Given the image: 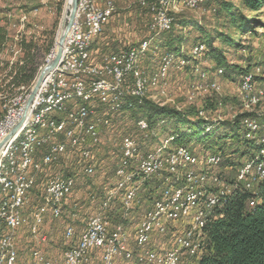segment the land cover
Segmentation results:
<instances>
[{
    "label": "rangeland",
    "instance_id": "374dc122",
    "mask_svg": "<svg viewBox=\"0 0 264 264\" xmlns=\"http://www.w3.org/2000/svg\"><path fill=\"white\" fill-rule=\"evenodd\" d=\"M219 1L220 0H207L202 9L200 8L194 11L185 8L179 10V12L175 10L174 7L178 0H172V2L166 6L167 14L171 18L170 29L174 24V33H179V35H181L184 40V57L163 54V49L159 47L158 43L160 42L159 39L161 37H166L167 34H160L162 31H160L157 27H155V29L152 28L151 17H154V15L150 10L149 13L147 11L140 12V9L136 10L132 7H130V9H126L123 5L120 6V10L114 9V17L112 16L110 18L109 23L104 26L103 31L94 36L92 45H94V48L99 46L102 47V51L99 50V52L108 53L106 54V60L109 58L110 53L126 49H128L126 51H129L130 49L136 50L137 48H140L142 45H144L146 50L143 54L139 55L135 67L131 72L133 74L130 75L133 76V79L135 76L140 75H143L147 79L148 83L142 94V96L146 97V100H149L159 106L175 108L181 112H188L193 109L195 113L197 112V117L216 124L227 121L233 122L237 116L246 115L248 116L246 117L247 119L254 120L257 125L261 127V131L258 132L260 135L264 133V128L259 125L264 121V11L262 12V16L259 18L263 26H259L258 28L254 29V32L240 34L229 26L223 27L221 31L235 38L236 44L240 45L239 47L235 45V47L230 48L228 46H221L218 42L215 43L216 46H219V48L225 50L224 52L226 61L229 63L238 64L242 68L247 67L249 64L250 74H252L251 82L253 84L250 86L249 90L242 89L241 84H239V81L244 75L241 77L237 76L235 79H232L222 75L223 72L220 75L215 74L218 69L222 70V68H218L214 72L216 62L210 53L205 55L201 54L199 57H192L191 55V50H193V47L201 43L194 44L195 41L193 39L196 35V31L195 28L190 27V23L196 22L207 30L219 28V25L216 23L217 19L211 13L212 9L216 4H218ZM231 1L237 9L243 11L247 16H255L248 9H246L240 1ZM67 2L68 0H0V69L17 62V60L21 57V52L18 49V42L20 39L25 37L27 41L33 40V42L36 43L34 66L36 68L37 77L40 69L46 64L47 60L50 59L51 53L54 54L57 34L62 21L64 9L67 6ZM179 20H185L189 23H187V25L182 28L178 24ZM50 39H52V46L48 51H45V47L47 46ZM201 45L204 47L203 44ZM89 50L90 47H87V53H89ZM164 56H172L175 62H177L175 58L181 57L186 62H184L182 66L178 65V67L177 63H174V66H169L165 76H159L160 80L159 77H157L158 80L155 81V74L159 73L162 58ZM101 60H98L97 63H100ZM202 74H204V76ZM3 75V72H0V88L3 87V81H1ZM253 77H255L256 80H253ZM35 79L32 81V86L35 82ZM66 79L67 76H58L55 80L56 83H59V80ZM125 87H127V85H125ZM61 89L62 90L60 92L65 90L64 87ZM131 89L132 85L128 89L125 88L126 94H128ZM121 91L123 92V95H125L124 88H122ZM13 92V94H8V92L0 91V97L1 95H4L8 98L10 95H14L17 90ZM94 98L97 97H91L89 100L85 101H91ZM107 101L109 100H104V102ZM79 104L80 103L78 100L75 101V99H70L66 102V106H68L70 110L77 108V105ZM90 104H93V102ZM33 106L34 104L32 105V115H35L37 113V109L33 110ZM119 107V103L110 102V107L108 110L111 111L110 109H112L113 111ZM1 111L2 104H0V113ZM91 111L92 114L89 115V122L95 121L97 118L100 120H107L109 122V120L105 118L104 115L95 114V111L92 108ZM251 115L257 117V119H253ZM48 117L49 116H46L43 125L39 128V132L42 130V135L50 131L47 129L48 126L46 120ZM65 122L67 123V121ZM124 122H126V118L117 116L116 120H114L113 126L109 122L110 125L108 127L98 128V141L95 144H92L89 139L86 140L88 149L94 150V152L90 153L91 156L88 162L82 161L80 156V148L72 147L70 144L71 142L68 141L66 137H61V133H64V130H62V132L60 131L52 133V136L46 145L48 147V145L52 143L64 142L66 152L55 156V162L58 163L59 161H62L63 164L60 167V171H58V169H50V174L44 178L43 181H40V191L39 193L32 194V201H29V208L26 209V214H29L34 209L36 211L41 206L44 198L43 200H39L37 197H44L45 188L50 179L55 176L66 177L64 175V170L71 162L70 156H74V162H81L80 164H74V166L79 168V172L81 173H77L79 176L75 180V185L70 195H68L63 200L60 210L62 211V215L64 217L67 216L68 212L71 210L73 213V216L71 217L73 218L72 222H74V220H78V222L83 221L85 222V228L83 229V232L80 233L77 238H75V225L66 224L63 226V220L61 218L62 215L57 218H52V216L46 210L41 232L36 240L32 238V243L28 242L29 232L25 224H22L21 227L16 231L18 264H29L30 245H32V253L34 249L38 248L44 253V255L51 261L52 264H64L62 259L64 250L66 248L75 246L78 238L85 232L89 218L97 214H100L104 217V211L110 205H117L120 201L121 205H123V196H121V192H117L111 200L109 199L110 201L105 195L106 192L113 188L115 184L116 175L114 176V173H112V167L114 163L115 166H117V160L122 157L121 143L123 140H119L121 137H126L128 133L130 134L132 132L131 135L138 144V152L141 156L160 146L164 140L170 139V147H176L171 143L172 137L164 138L159 130L157 133L155 130H150L149 127H147L145 131L148 132H138L137 129H133L131 127V121L130 125H126ZM125 126L129 128L126 129ZM53 127L54 126H52V128ZM65 129L67 130V126ZM155 141H159V143H155ZM201 148L202 144L200 142L193 149H190V151L192 150L191 152H194L195 156L200 160L198 163L199 165L192 169L196 173L210 174L211 179L206 183L205 188L214 187L220 189L218 182L215 184L212 178L217 177L221 181H225V179L222 175L217 173L216 167L218 165L208 167V165L204 164V159L207 155H201ZM41 156L38 160H36L35 154H33L32 158L34 162H39ZM235 158L236 157H233L232 159L235 160ZM245 160L246 159L243 161L247 162ZM243 161H241L236 168L234 167V169H232L231 177L235 176L236 170L239 168V166L241 167L244 164ZM47 167L48 165H43L41 171H35L32 169V178L34 180L32 188L39 179V173H41ZM84 168H89L90 172L83 174L84 171L82 172V170H84ZM165 177V174H163L161 176H155L149 180L147 186L145 185L138 191L136 204L132 206L128 215L123 217L125 221L123 220V223H119L122 231H125V239L123 243L124 245L127 244L125 246L132 250L133 254L138 252L134 242V234L140 222L139 219L141 220L144 212L148 209V198L153 196L154 191L160 192L164 187V184H166L164 180ZM86 181L91 182L93 186H98V188L102 187L105 190L104 199L107 201L102 200L97 208L91 205L87 199L90 190L88 185L85 183ZM259 184L260 183H257L252 187L250 194L255 195L257 193ZM239 187L242 188V186ZM157 192L156 194L159 193ZM64 206H66V210H64ZM33 213L34 212H32V214ZM104 219L106 218L104 217ZM118 225L116 224L115 226ZM185 226V224H178V227L177 224L176 226H173L171 223L168 224L166 233L163 235L158 234L152 236L153 238H151V241L147 247L159 251L168 250L171 247V242L174 235L177 233V230H179L180 227L184 228ZM65 227H67L66 229L72 228L74 234L70 241L64 240V245L66 244L67 246L65 249H63L59 239L61 240L62 236L64 239V233L66 231V229L64 230ZM108 227H111L110 223ZM78 228H81V226H78ZM111 236H115V232L111 233ZM41 237H45V240L41 241ZM182 258V263L194 261V256H190V254L187 252L182 254ZM101 260V250H99V253H97L95 257L94 253L91 255V262L95 261V263L91 264H101ZM114 260L115 264H138L134 260L127 261L121 257H118Z\"/></svg>",
    "mask_w": 264,
    "mask_h": 264
},
{
    "label": "bare ground",
    "instance_id": "6f19581e",
    "mask_svg": "<svg viewBox=\"0 0 264 264\" xmlns=\"http://www.w3.org/2000/svg\"><path fill=\"white\" fill-rule=\"evenodd\" d=\"M188 1L192 0H178L174 9L178 12L183 8L194 11L200 8L202 9L207 2V0H203L202 3L198 4L197 2L188 3ZM69 2L70 0H68V3ZM171 2L172 0H162L163 11H166V15H168L166 6ZM95 5V0H85V9H93ZM150 11L153 13L154 17H156V10ZM168 18L170 17L168 16ZM170 26L171 18L165 19L164 27L157 28L162 32H167L170 29ZM100 32L101 31H92V36H90L89 41L77 40L73 44V50L62 53L59 60L60 64L58 62L59 65L57 64L58 66L45 76V83L46 87H48L49 95H47L46 89H39L34 96V101H38V103H34L33 106V110L37 109V113L32 115V156L36 151V143H39L40 132L38 128L43 125L47 114L52 113L55 110L61 111V104L64 100L66 102L70 99L83 101L89 100L91 97H97L101 100H109L112 103H116L119 100V96L123 95V92L121 91L122 88H115L114 85H87V87H77L74 92H70L69 87H64L65 90L60 92L62 89L59 90V83H56V77L71 75V68L69 66L74 59H77V64L88 63V56H81V52L86 51V48L90 47L94 36ZM145 50L146 47L142 45L136 50L130 49L125 52L124 63L125 68L127 69V75L132 72L139 55L143 54ZM203 51L204 47L201 44H197L193 47V50H191V55L192 57H199ZM50 56V59H53L54 54L51 53ZM116 58L117 52H113L109 54L107 60H115ZM175 60H177V62L174 61L172 56H164L162 58L159 73L155 74L156 76L154 77L155 81L158 80L157 77L165 76L169 66H174V63H177L178 67V65L182 66L183 63L186 62L181 57H177ZM48 61L50 60L48 59L47 62ZM221 73L222 70L218 69L215 74L220 75ZM202 75L204 76V74ZM72 79L73 81H79V74H72ZM251 79L252 74H250V72L244 74L239 81L241 88L249 90L250 86L253 85ZM147 83L148 81L143 75L135 76L129 94L134 95L135 88L137 97H142ZM65 107L63 110H65ZM77 108L78 129H85V127H87V119H85V115L88 114L89 120V115L92 114L91 108L82 104L77 105ZM74 110V108L69 110L65 118L66 120H62L57 126H54L51 132L49 131L42 135V137H45V143L42 145L48 143L53 132H62V130H64V133H67V130L65 129L67 126L65 125V121L68 123L74 118ZM242 124L244 126L245 136L248 138L258 136L257 139L259 145L262 147L259 154L264 155V133L260 135L258 133L261 131V127L258 126L254 120H249L247 118L242 120ZM109 125L110 124L107 120L99 119V121H91L90 134L80 138V131H73L68 132L66 138L71 142L70 144L72 147L80 148V156L82 158L81 152L87 147L86 140L89 139L92 144H95L98 141V128L108 127ZM138 125L141 126V131H145L148 127L143 120L137 121L136 127H138ZM51 149L52 144H49L47 152ZM54 151H56L55 156L65 153L66 149L64 142L54 143ZM121 151L122 157H125V161H122V157L117 160L118 162L114 172V176L116 175L114 187L109 189L105 195L108 200H111L117 192L122 193L123 217L127 216L132 206L136 204L138 191L144 187L149 180L155 176H161L163 174L166 176L164 179L166 184H164L161 191H158L159 193L156 191L158 194L154 191L153 196L148 194L150 197H159V194H161V201H159V208H153V210L152 208H148L144 212L141 220L139 219L140 225L138 224L134 234V242L138 252L133 254L132 250L125 246L127 244L124 245L125 231H122L120 224L115 228V236H111V239L105 241L106 227L109 226V223L102 215L97 214L89 218L85 232L77 240V243L80 244H75L74 246L76 247V250H71L72 247L64 250L62 254L64 264H91V255H85V253L87 251H93L95 248H97L96 250L102 251L101 264H114V259L118 257L127 261L134 260L138 264H146V262L147 264H193V262L182 263V254L187 252L190 256L196 257V254L201 248L200 241L202 230L216 209L221 206L226 196L239 186H242L243 189L250 192L255 184L264 179V161H257L258 158H256L247 162L243 161L244 164L236 170V174L230 183L221 181L217 177H213V182L215 184L218 182L220 189L214 187L205 188L206 183L211 179L210 174L196 173L192 169L199 165L198 163L200 160L195 156V153L191 152L192 150L190 151L187 147L179 146L172 148L170 147V142L164 140L160 146L141 156L138 152V144L135 140H123L121 143ZM90 156V153H87L86 158L83 159V161L88 162ZM157 157L159 158V165L153 166L152 169L149 170L150 165L157 164ZM220 157L218 155L209 154L205 157L204 164L208 165V167L217 166L220 162ZM45 162L46 153L41 156L39 162H34L32 158V169L35 171H41L42 166L47 165ZM83 171L84 173H88L90 172V169L84 168ZM241 177H244L245 185H247L246 187L243 183H237ZM52 179H55V182H52L51 188H49L50 180L48 181L45 188L43 203L32 214V238L35 240L41 232L46 210L52 218L59 217L61 214L60 207L62 206L63 200L70 195L74 187V179L71 176H55ZM33 184L34 180L32 178V186ZM249 206L254 207L255 202L253 200L250 201ZM170 223L173 224V226H176L177 224V227L178 224L186 225L184 228L180 227V229L177 230V233L174 235L171 242V247L165 251H159L147 247L151 238H153L152 236L158 234L163 235L166 233L167 225ZM73 234L74 231L72 228L66 229L64 239L70 241ZM141 234H149V236L145 241H141ZM40 240L44 241L45 237H41ZM174 246H176V248H174ZM38 250V248L34 249L32 253V264H52L41 250H39L40 254L37 260ZM149 258H153V261H148ZM76 259H79L77 263Z\"/></svg>",
    "mask_w": 264,
    "mask_h": 264
},
{
    "label": "trees",
    "instance_id": "16d2710c",
    "mask_svg": "<svg viewBox=\"0 0 264 264\" xmlns=\"http://www.w3.org/2000/svg\"><path fill=\"white\" fill-rule=\"evenodd\" d=\"M238 1L255 16H247L243 11L237 9L231 0H220L211 11L217 19V25H219V28H215L217 30L214 28H212L214 30H207L196 22L190 23V27L195 28L196 31V35L193 39L195 41L194 44H203L204 52L202 54L205 55L210 53L216 62L214 72L218 68H222V75L232 79L249 73L250 66L248 64L247 67L242 68L238 64H232L226 61L225 50L216 46L215 43L218 42L221 46H228L230 48L235 47V45L239 47L240 45L236 44L235 38L221 30L223 27L229 26L235 29L237 33L246 34L254 32V29L259 26H263L259 18L264 11V0ZM143 11L148 12L147 8L141 7L140 12ZM187 23L189 22L185 20L178 21L179 26L182 28L186 26ZM173 27L174 24L169 31L160 32V34H167V36L161 37L158 45L163 49L164 55L184 57V40L179 33H174ZM51 46L52 39L49 40L45 47V51H48ZM18 49L21 52V57L17 62L0 69V72L4 74L1 80L3 81V87L0 88V91L8 92V94H13L15 90L18 92L20 86H23L28 91L37 73L34 66L36 43L33 42V40L27 41L24 37L18 42ZM130 74L133 73L130 72L126 77V89L133 85L132 82L134 83L135 80V77L133 79V76ZM253 80H256V78L253 77ZM145 98L144 96L138 98L129 93L125 94L119 97L118 102H116L119 103L120 107L113 111L112 109H110L111 111L108 110L110 107L109 101L104 102V100L99 98L85 101V103H82V100H78V102L94 109L95 114L104 115L112 126L117 116L126 118V122H124L126 125H130L131 121V127L133 129H136L137 121L144 120L150 130H155V132L159 130L164 138L172 137L171 143L176 147L184 146L193 149L201 142V155L213 154L219 157L221 156L216 169L217 173L222 175L226 182L232 181V169H234V167L236 168L244 159L249 161L258 158L257 161H264V155L259 154L262 147L259 145L257 137L248 138L245 136L242 120L248 116L241 115L237 116L233 122L227 121L216 124L197 117V112L195 113L193 109L188 112H181L168 106L156 105ZM91 102H93V104H90ZM2 103L3 100H0V104ZM69 110V107L66 106L65 110L53 111L60 113L54 115L52 126H57L63 118L65 119ZM52 113L46 115H50L46 120L47 126L52 122ZM252 117L253 119H257V117ZM259 125L264 128V121ZM128 128L129 127H126V129ZM49 130L50 129H48V131ZM155 143H159V141H155ZM47 151L48 147L46 144L38 148L34 153L36 160ZM233 157H236L235 160H238L235 161L232 159ZM62 164V161L51 164L49 168L47 167L39 173V179L32 188V194L39 193L40 181H43L44 178L50 174V169H58L60 171ZM114 168H116L115 163L112 167V173L115 171ZM77 173L81 172H79V168L74 166L72 162H70L64 170V175L66 177L71 176L75 180L79 176ZM85 183L90 190L87 199L91 205L97 208L101 201L105 200V190L102 187L98 188V186H93L89 181ZM259 183V189L255 195L250 194L249 191L241 187H236L235 190L223 200L221 206L217 208L212 215V219L210 218L202 230L200 241L201 248L196 254V257H194L193 264H264V179ZM147 184L148 183H146V186ZM252 200L255 202L254 207L249 206V202ZM117 205L119 206V204ZM117 205H110L104 211V217L110 223L111 227L114 224L118 225L119 223H123L124 220L121 211L122 208L119 211ZM66 209V206H64V210ZM62 214L61 211L60 215ZM72 216L73 213L71 210L68 212L67 216L64 217L62 215V223L63 226L66 224L75 225V238H77V236L83 232L85 222H78V220L72 222ZM78 226H81V228H78ZM66 228L67 227H65L64 230ZM0 230H4L2 225L0 226ZM64 240L63 236L61 240L59 239L63 249L67 246L66 244L64 245ZM97 253H99V250L94 251V257Z\"/></svg>",
    "mask_w": 264,
    "mask_h": 264
},
{
    "label": "built area",
    "instance_id": "2783aa9c",
    "mask_svg": "<svg viewBox=\"0 0 264 264\" xmlns=\"http://www.w3.org/2000/svg\"><path fill=\"white\" fill-rule=\"evenodd\" d=\"M202 1L203 0H192L188 1V3L197 2L200 4ZM140 6L147 8L148 13L149 10H156V17H151L153 29H155V27H164L165 19H170L168 15H166V11H163L162 0H151L150 2L141 0ZM114 9L115 7L112 0H104L103 5H99L96 1V5L93 9H85V0H77L74 20L65 35L62 44V53L73 50V44L77 40L89 41L90 36H92V31H103ZM126 50L118 51L115 60H106V55H104L100 63H97L90 53L82 51L81 56H88V63L77 64V59H74L69 66L71 68V75H67L66 80H59V90H61L62 87H69L70 92H74L77 87H86V85H114L115 88H124V94H126L125 82L127 69L124 63V54ZM72 74H79V81H72ZM39 89H46L47 95H49L45 78ZM29 90L27 91L23 86H20L18 92L14 95L8 98L4 95L0 97V100H3L2 112L0 114V226L2 225L4 227L3 231L0 230V264H18L16 231L22 224L27 226L29 232L28 242L32 243V212H35V209L29 214H26V209L29 208V201H32V104L38 103V101H34L33 98L30 109L26 117L22 120L23 108ZM133 96L137 97L135 88ZM82 103H85V100H83ZM65 105L66 101L64 100L61 104V111L64 109ZM56 113L60 112L52 113V122L47 128L50 129V132L52 130L54 114ZM85 119H87V127H85V129H78V108H75L74 118H72L70 122L65 123V125H67V133L80 131V138L90 134L91 128L90 122H88V114L85 115ZM95 121H99V119L97 118ZM17 125L18 127L9 136V133ZM136 129L138 132H148L141 131V126L139 125ZM67 133H61V137H67ZM119 140H134V137L128 134L126 137H121ZM43 143H45V137H42V130H40L39 143H36V150L40 148ZM92 152H94V150H88L87 145L81 152L82 161L86 158L87 153ZM55 153L54 143H52V149L46 152L45 163H47L48 168L51 164L56 163ZM70 157L73 165L81 163L74 162V156ZM122 161H125V157H122ZM157 165H159L158 157L157 164L150 165L149 170ZM52 182H55V179H50L49 188H51ZM237 183H243L245 185L244 177H241ZM246 186L247 185H245V187ZM37 198L43 200V197ZM159 201H161V194H159V197L148 198V208H152V210L153 208H159ZM118 204L120 210L123 205H121V201ZM114 229L115 224L112 227H106L105 241L111 239V233H114ZM148 236L149 234H141V241H145ZM77 244L80 243L76 242V245ZM30 246L29 264H32V245ZM174 248H176V246H174ZM96 249L97 248L93 251H87L85 255H92ZM71 250H76V247H72ZM39 254L38 250L37 260ZM77 261H79V259H76V263ZM148 261H153V258H149ZM92 263H95V261H92Z\"/></svg>",
    "mask_w": 264,
    "mask_h": 264
},
{
    "label": "water",
    "instance_id": "95a60500",
    "mask_svg": "<svg viewBox=\"0 0 264 264\" xmlns=\"http://www.w3.org/2000/svg\"><path fill=\"white\" fill-rule=\"evenodd\" d=\"M76 2H77V0H70L69 3L67 2V6L64 9L62 21H61V24L59 26V30H58V34H57L54 57L52 60L48 61L40 69L33 86L30 88L28 95L26 97V100H25L22 120L26 117V115L30 109V106L32 104L33 98L36 95L37 91L39 90V87L42 84L45 76L47 74H49L51 71H53V69L57 66V64L60 60L61 53H62V44L64 42L65 35L68 32V30H69V28H70V26L74 20L75 10H76ZM18 125L9 133V136L14 132V130L18 127Z\"/></svg>",
    "mask_w": 264,
    "mask_h": 264
},
{
    "label": "crops",
    "instance_id": "0c3cea01",
    "mask_svg": "<svg viewBox=\"0 0 264 264\" xmlns=\"http://www.w3.org/2000/svg\"><path fill=\"white\" fill-rule=\"evenodd\" d=\"M97 2H98V4L99 5H103V3H104V0H96ZM140 1L141 0H112V2H113V4H115V6H116V8H115V10H120V6H124V8H126V9H130V7H132L133 9H136V10H139L142 6H140ZM146 1H148V2H150L151 0H146ZM114 6V7H115ZM123 8V9H124ZM140 11V10H139ZM114 13H112V15H111V17L113 16L114 17V15H113ZM116 16V15H115ZM110 17V18H111ZM110 18H109V20H110ZM109 20H108V23H109ZM107 23V24H108ZM106 24V25H107ZM93 43V42H92ZM92 43H91V45H90V50H89V53L91 54V56L94 58V60L96 61V62H98V60L100 61L101 60V58L104 56V55H106V54H108V53H103V52H99V50H101L102 51V47H96V48H94V45H92ZM98 53V54H97ZM115 264V263H114Z\"/></svg>",
    "mask_w": 264,
    "mask_h": 264
}]
</instances>
